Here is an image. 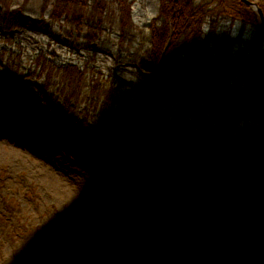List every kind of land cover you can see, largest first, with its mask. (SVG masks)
I'll list each match as a JSON object with an SVG mask.
<instances>
[{
  "label": "rangeland",
  "instance_id": "1",
  "mask_svg": "<svg viewBox=\"0 0 264 264\" xmlns=\"http://www.w3.org/2000/svg\"><path fill=\"white\" fill-rule=\"evenodd\" d=\"M102 1L109 6L107 16L116 19L123 0ZM125 1L137 31L122 45L116 27L109 30L107 24L92 41L69 35L68 27L49 19L43 0H0L2 11L22 8L32 19L24 28L0 21V90L6 97L16 94L6 88L12 84L39 98L0 99V264H76L96 242L86 264H264V149L253 160L261 182L252 180L246 188L241 183L247 180L239 178L254 167L247 163L250 147L240 148L243 125L254 124L264 134V70L253 96L234 92L246 61L238 51H249L255 27L214 17L210 64L176 74L171 63L168 73L156 74L146 26L158 14L159 0ZM258 35L264 47V31ZM37 55L45 58L39 66L50 62L56 68L39 72ZM68 63L80 71L88 66L86 79L78 84L72 74L62 84L57 67ZM104 80L120 83V93H130L136 114L148 120L140 155L144 170H135L146 179L126 195L113 178V165L134 162L138 153L131 148L138 147L141 134L132 113L120 123L119 104L112 109L91 102V85ZM76 87L80 96L67 106L62 97L70 99ZM179 101L188 107L172 125ZM195 104L222 124L229 122L222 116L230 104L235 126L219 133L216 119L199 118L192 127ZM58 112L70 114L76 127L56 117ZM100 137L110 145H99ZM209 156L210 171L201 169ZM232 180L224 189L217 186Z\"/></svg>",
  "mask_w": 264,
  "mask_h": 264
},
{
  "label": "trees",
  "instance_id": "2",
  "mask_svg": "<svg viewBox=\"0 0 264 264\" xmlns=\"http://www.w3.org/2000/svg\"><path fill=\"white\" fill-rule=\"evenodd\" d=\"M120 1V0H119ZM262 9L264 13V0H254ZM123 2V3H122ZM119 4V16L116 19L107 16L108 5L102 0H94L89 3V0H43L42 8L47 9L50 6L49 18L53 22H58L63 27H68L69 35L76 34L81 38L85 36L86 39H97L104 33V26L107 24V29L114 30L116 27V34L119 42L123 45L130 40H134L136 36L137 26L134 23L130 4L123 0ZM111 16L115 17L118 13L109 11ZM211 19H210V18ZM214 17L219 19H226L230 21H239L245 24H252L255 27V36L251 40V48L249 52L238 51L245 57V68L242 71L239 79L235 81L238 85H243L242 90H237L241 95L253 96L255 89L259 86L261 81L263 70H264V50L261 49L260 36L258 32L264 31L259 25V19L254 10L249 6L245 5L241 0H159V12L153 17L148 26V41H147V53L150 59H153L158 65L156 74L161 72H168L171 63L176 64V71H186L191 68L200 65L202 68L206 62H209V57L213 53V49L209 51L206 56L208 45L213 42L210 34L216 31L217 21ZM0 21L5 24L8 28L20 27L24 28L30 23V19L27 16V12L22 8L19 9H6L2 11L0 8ZM220 21V20H219ZM207 29L205 30V27ZM6 51L5 49H2ZM36 56L35 62L39 67V72H49L55 66L49 67L50 62H43L39 66V61L45 58ZM224 65V64H223ZM230 66V63H229ZM58 68V76L61 83L65 79L73 80V75L77 77L78 84L86 79L88 75V66L83 70H77V67L72 65H66ZM92 73H95L92 69ZM3 85L2 80L0 86ZM24 85H22L23 87ZM28 86V85H27ZM26 86V87H27ZM11 87V86H10ZM82 87V85H81ZM120 83L110 82L104 80L100 86L98 83L92 84L90 87V100L92 103L100 102L104 108L107 105L118 103L122 105L120 110L124 111L126 116L129 113L133 114V119H136L135 126L138 127L139 131H142V137L146 138L147 132L141 127L147 125V119L144 117L145 114H136L137 106L134 103V97L132 98L130 93H120ZM19 90V91H17ZM14 90L18 95L23 96L25 92L30 93L31 90L17 89ZM2 91V90H0ZM80 87L74 88L70 97L80 96ZM6 93L1 92L0 98L5 99ZM34 94H28L29 98L35 97ZM17 97V96H16ZM66 98H68L65 95ZM27 98V97H26ZM6 100V99H5ZM133 101V102H132ZM133 106V111L129 112L130 105ZM183 104L180 106L183 108ZM179 118L176 112L173 116L171 124L174 125L176 120ZM226 118L229 120L227 125L236 123V117L234 112H230ZM206 119V118H205ZM142 120L144 122H142ZM198 114L193 120L192 125L195 127L199 124ZM207 120L210 121L209 118ZM120 122H126L124 119ZM143 123V125H141ZM218 123V122H217ZM180 125H176L179 127ZM224 129L222 128V132ZM244 133V134H243ZM242 141L243 144L253 134L252 131H248L247 128L243 129ZM264 138L262 135L256 136L254 147L251 151V155L260 156L261 148ZM100 143H104L101 139ZM137 148H133L136 151ZM178 155V154H177ZM179 158V156H177ZM185 162L184 158L181 160ZM204 167L210 165L201 162ZM129 161H124L120 165H113V175L121 179L126 176V181L129 183L134 178L131 176V168L127 170ZM216 165L212 166L215 169ZM140 171L143 170V166H139ZM259 173L255 170L249 171V173L242 174L239 178L242 179H258ZM224 185V184H222ZM123 186L122 188H125ZM128 189V187H127Z\"/></svg>",
  "mask_w": 264,
  "mask_h": 264
},
{
  "label": "water",
  "instance_id": "3",
  "mask_svg": "<svg viewBox=\"0 0 264 264\" xmlns=\"http://www.w3.org/2000/svg\"><path fill=\"white\" fill-rule=\"evenodd\" d=\"M241 1H243L245 4L251 6L254 10H256V12L258 13V15L260 17L262 26H264V15L262 13V10L258 7V5L255 2L250 1V0H241Z\"/></svg>",
  "mask_w": 264,
  "mask_h": 264
}]
</instances>
